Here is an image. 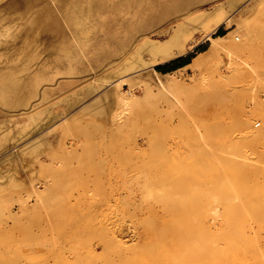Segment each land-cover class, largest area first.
<instances>
[{
    "label": "rangeland",
    "instance_id": "obj_1",
    "mask_svg": "<svg viewBox=\"0 0 264 264\" xmlns=\"http://www.w3.org/2000/svg\"><path fill=\"white\" fill-rule=\"evenodd\" d=\"M4 1L0 264H264V0Z\"/></svg>",
    "mask_w": 264,
    "mask_h": 264
},
{
    "label": "bare ground",
    "instance_id": "obj_2",
    "mask_svg": "<svg viewBox=\"0 0 264 264\" xmlns=\"http://www.w3.org/2000/svg\"><path fill=\"white\" fill-rule=\"evenodd\" d=\"M14 1L15 0H9L7 3H6V1H4L5 3H6V5H8V6H12L13 5V3H14ZM22 1H24V0H22ZM108 1H110V4L108 5V4H106V2H108ZM114 1L115 0H95V1H93V0H89V8H88V14H87V19L88 18H91V17H94V15L95 14H98V12L100 11V9L103 7V4H106V5H108V6H106L107 8H114V6L112 5L113 3H114ZM4 2L2 3V4H4ZM67 2H69V0H52V3L54 4V12H56V13H58V16H59V18L60 19H64V21L65 22H67L68 23V20H69V18H70V16L68 15V10H69V8H66V4H67ZM16 3V2H15ZM70 4H71V2H69ZM75 4V3H74ZM73 4V5H74ZM99 4H101V5H99ZM73 5H72V7H73ZM112 5V6H111ZM15 6V5H14ZM17 6V5H16ZM15 6V7H16ZM88 6V5H87ZM111 6V7H110ZM13 7V6H12ZM32 7H34V6H32ZM76 7H77V5H76ZM75 7V8H76ZM44 9H49V7L47 6V8H46V6L44 7ZM20 10V9H19ZM31 12V11H30ZM46 12V11H45ZM33 13H35V12H33ZM73 15V14H72ZM94 19V18H93ZM73 20H74V18H73ZM120 20H121V22H125V20H126V17H124V16H122L121 18H120ZM70 21V20H69ZM72 23V22H71ZM214 26H216V25H214ZM215 30H216V28H214V32H215ZM212 32V31H211ZM74 34V33H73ZM207 39H211L212 40V46H214L215 47V49H217V50H219V51H226L229 55H230V53L232 52V51H230L228 48H226L225 46H222V45H220V43H219V41H221V40H225L226 38H227V35H225V36H217L216 38L214 37V38H211L210 37V35H208L207 37H206ZM219 40V41H218ZM227 40V39H226ZM225 40V41H226ZM245 43V42H244ZM242 44V43H241ZM192 45V44H191ZM243 45V44H242ZM242 45H240L239 44V46L238 45H236V46H238L237 47V50H239V51H245V49H243V47H241ZM246 45V44H245ZM245 47H247V46H245ZM234 49V48H233ZM232 49V50H233ZM236 51V50H235ZM237 52V51H236ZM179 52H175V53H173V54H178ZM233 54V53H232ZM157 73V72H156ZM157 74H159V73H157ZM172 75H173V72H172ZM124 79H120L117 83H116V86L120 89V87L123 85V84H125L124 83ZM175 81V80H174ZM169 84H170V82H169ZM168 84V85H169ZM171 84H176V82L175 83H171ZM160 85L162 86V87H166L165 86V84H164V82L163 81H160ZM173 87H175V85H172ZM171 86V87H172ZM175 88H177V87H175ZM179 88V87H178ZM161 89V88H160ZM176 90V89H175ZM181 91V90H180ZM164 93V92H163ZM125 94V93H124ZM176 95V94H175ZM176 96H178V95H176ZM116 97L117 98H120V97H123L122 96V93H121V91L119 90V92H117V94H116ZM124 98V97H123ZM125 99V98H124ZM201 137H202V134H201ZM202 140H203V138H202ZM204 142V141H203ZM203 142H202V144H203ZM201 144V143H200ZM206 145V144H205ZM235 156V155H234ZM198 158V157H197ZM242 159H244V161H248V160H250V158L246 155H243L242 156ZM252 160V159H251ZM243 161V160H242ZM245 163H247V162H245ZM244 164V163H243ZM189 175V174H188ZM191 176V175H190ZM191 179V178H190ZM189 179V180H190ZM161 188V187H160ZM151 190V189H150ZM222 205V200L220 199V197H216V196H214V202L213 203H211V205H208V207H205L204 208V210H203V212H201L200 213V215H199V217L197 218V221H196V224H195V227L198 229V232L200 233V235L203 237V239H206L207 241V243H214V244H216L217 243V239H215V237H213L212 235H213V232L215 231V229L218 227L216 224H217V222H219V221H221V217H220V213H219V209L220 208H218V207H220L219 205ZM205 206V205H204ZM221 210V209H220ZM221 212V211H220ZM223 219V218H222ZM222 222V221H221ZM253 223V222H252ZM190 224V223H189ZM192 224V223H191ZM226 224V223H225ZM229 224V223H228ZM193 225V224H192ZM191 225V226H192ZM193 228V227H192ZM218 229V228H217ZM221 229V228H220ZM222 230V229H221ZM215 233V232H214ZM227 233H228V231H227ZM233 234V233H232ZM215 236V235H214ZM243 236V235H242ZM255 236V235H254ZM219 238V237H218ZM225 238V237H224ZM261 238V237H260ZM256 239V238H255ZM229 240V239H228ZM237 240V239H236ZM253 241V240H252ZM262 241V240H261ZM225 242V241H224ZM235 242V241H234ZM228 243H230V242H228ZM255 243V242H254ZM191 244H193V243H191ZM224 245H226V244H224ZM252 245H253V243H252ZM258 245V244H257ZM263 245V244H262ZM215 246V245H214ZM217 246V245H216ZM242 246V245H241ZM230 248V247H229ZM241 249V248H240ZM245 249V248H244ZM225 250V249H224ZM230 250V249H229ZM233 250V249H232ZM231 250V251H232ZM237 250V249H236ZM231 251H229V252H231ZM253 252V251H252ZM228 253V252H227ZM233 254V253H232ZM235 255H233L232 257H234ZM237 256V255H236ZM263 256V255H262ZM219 257V256H218ZM240 257V256H239ZM216 258V257H215ZM214 258V259H215ZM232 259H234V258H232ZM254 260V259H253ZM219 262V261H218ZM237 264V263H236ZM239 264H241V263H239Z\"/></svg>",
    "mask_w": 264,
    "mask_h": 264
},
{
    "label": "trees",
    "instance_id": "obj_3",
    "mask_svg": "<svg viewBox=\"0 0 264 264\" xmlns=\"http://www.w3.org/2000/svg\"><path fill=\"white\" fill-rule=\"evenodd\" d=\"M218 35H224V33H218ZM194 55H188V56H180L168 63H165L163 65H158L156 68L157 70L163 72V73H166L168 71H172V70H175V69H178L182 66H185L187 64H189L192 60Z\"/></svg>",
    "mask_w": 264,
    "mask_h": 264
},
{
    "label": "built area",
    "instance_id": "obj_4",
    "mask_svg": "<svg viewBox=\"0 0 264 264\" xmlns=\"http://www.w3.org/2000/svg\"><path fill=\"white\" fill-rule=\"evenodd\" d=\"M238 39V38H237Z\"/></svg>",
    "mask_w": 264,
    "mask_h": 264
}]
</instances>
